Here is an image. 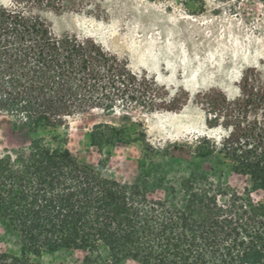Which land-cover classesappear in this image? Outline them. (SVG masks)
Listing matches in <instances>:
<instances>
[{
  "label": "trees",
  "instance_id": "obj_1",
  "mask_svg": "<svg viewBox=\"0 0 264 264\" xmlns=\"http://www.w3.org/2000/svg\"><path fill=\"white\" fill-rule=\"evenodd\" d=\"M93 9L99 16L97 0L0 3V117L16 129L41 132L0 152V241L13 240L17 248L0 250V264H39L44 254L73 249L85 254L84 264H264V202L251 195L264 190L258 69L243 71L233 98L216 87L195 96L207 127H221L225 135L219 145L199 138L194 156L202 161L222 153L251 187L239 190L202 168L174 183L146 161L153 147L129 111H175L188 92L171 94L93 37L55 33L42 15ZM93 110L104 118L91 126V146L103 152L145 145L133 181L107 177V156L88 163L68 148L60 129ZM164 180L167 196H158Z\"/></svg>",
  "mask_w": 264,
  "mask_h": 264
},
{
  "label": "rangeland",
  "instance_id": "obj_2",
  "mask_svg": "<svg viewBox=\"0 0 264 264\" xmlns=\"http://www.w3.org/2000/svg\"><path fill=\"white\" fill-rule=\"evenodd\" d=\"M9 0H0L8 3ZM98 10L42 11L55 33L93 37L106 50L127 59L134 71L145 70L171 94L187 91L189 99L175 111L146 113L130 109L129 116L143 125L149 150L146 161L155 171L178 183L181 176L200 168L215 170L223 183L239 190L250 188L247 176L234 173L220 152L200 160L195 142L205 137L218 145L225 135L221 127L209 128L206 114L195 101L197 92L216 87L229 98L238 94L237 83L245 69L256 67L264 79V7L259 0H97ZM118 115V113H117ZM97 110L70 119L60 131L68 136V148L83 161L96 164L107 156L105 175L131 182L145 153L141 141L105 147L91 146L89 131L99 119ZM136 128V127H135ZM138 128V127H137ZM37 134L16 129L7 116L0 117V152L27 144ZM208 146V142L202 144ZM218 150V149H217ZM109 153V155L107 154ZM174 177V178H172ZM169 182L162 181L156 195L167 196ZM264 202V190L251 193ZM13 240L0 241V250H16ZM80 250L44 254L39 264H84Z\"/></svg>",
  "mask_w": 264,
  "mask_h": 264
}]
</instances>
